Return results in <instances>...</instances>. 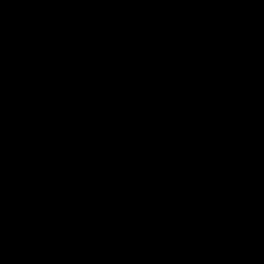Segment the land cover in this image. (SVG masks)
<instances>
[{
	"label": "water",
	"instance_id": "obj_1",
	"mask_svg": "<svg viewBox=\"0 0 264 264\" xmlns=\"http://www.w3.org/2000/svg\"><path fill=\"white\" fill-rule=\"evenodd\" d=\"M0 264H264V0H0Z\"/></svg>",
	"mask_w": 264,
	"mask_h": 264
}]
</instances>
